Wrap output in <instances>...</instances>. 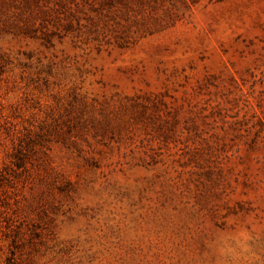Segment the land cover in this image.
<instances>
[{
    "label": "rangeland",
    "instance_id": "rangeland-1",
    "mask_svg": "<svg viewBox=\"0 0 264 264\" xmlns=\"http://www.w3.org/2000/svg\"><path fill=\"white\" fill-rule=\"evenodd\" d=\"M0 264H264V0H0Z\"/></svg>",
    "mask_w": 264,
    "mask_h": 264
}]
</instances>
